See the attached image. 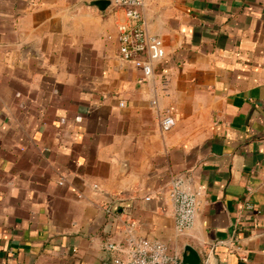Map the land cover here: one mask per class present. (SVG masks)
<instances>
[{
	"label": "crops",
	"instance_id": "1",
	"mask_svg": "<svg viewBox=\"0 0 264 264\" xmlns=\"http://www.w3.org/2000/svg\"><path fill=\"white\" fill-rule=\"evenodd\" d=\"M94 1L0 0V264H112L128 217L179 260L264 264V0H144L147 82ZM177 178L202 192L184 234Z\"/></svg>",
	"mask_w": 264,
	"mask_h": 264
},
{
	"label": "built area",
	"instance_id": "2",
	"mask_svg": "<svg viewBox=\"0 0 264 264\" xmlns=\"http://www.w3.org/2000/svg\"><path fill=\"white\" fill-rule=\"evenodd\" d=\"M110 1L125 13V22L119 25L117 35L120 56L125 63L140 71L143 81L147 82L153 78L156 64L166 58L164 43L157 36L149 35L145 28L142 15L144 0ZM161 126L164 131H169L174 126L173 118H164ZM201 195L200 189L188 188L180 178L172 182L168 197L178 234H184L194 226ZM107 211L115 215L112 206H107ZM125 223V240L108 246L116 255L112 264H182L181 260L169 254L161 241L139 236L135 220L128 217ZM202 264H211L209 256Z\"/></svg>",
	"mask_w": 264,
	"mask_h": 264
},
{
	"label": "water",
	"instance_id": "3",
	"mask_svg": "<svg viewBox=\"0 0 264 264\" xmlns=\"http://www.w3.org/2000/svg\"><path fill=\"white\" fill-rule=\"evenodd\" d=\"M90 6H96L100 10L105 11L107 8L112 6V2L110 0H99L94 1ZM183 264H199L200 263V257L199 254L193 250L191 247L185 248V253L183 255Z\"/></svg>",
	"mask_w": 264,
	"mask_h": 264
},
{
	"label": "rangeland",
	"instance_id": "4",
	"mask_svg": "<svg viewBox=\"0 0 264 264\" xmlns=\"http://www.w3.org/2000/svg\"><path fill=\"white\" fill-rule=\"evenodd\" d=\"M181 263L183 264L182 260H181Z\"/></svg>",
	"mask_w": 264,
	"mask_h": 264
}]
</instances>
